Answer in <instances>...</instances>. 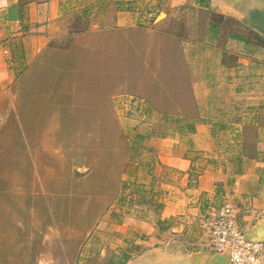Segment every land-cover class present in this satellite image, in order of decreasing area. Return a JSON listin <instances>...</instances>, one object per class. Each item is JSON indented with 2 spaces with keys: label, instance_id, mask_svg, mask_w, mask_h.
<instances>
[{
  "label": "rangeland",
  "instance_id": "rangeland-1",
  "mask_svg": "<svg viewBox=\"0 0 264 264\" xmlns=\"http://www.w3.org/2000/svg\"><path fill=\"white\" fill-rule=\"evenodd\" d=\"M214 15L184 6L98 36L74 20L0 83V264H152L151 253L154 264H182L203 246L208 210L185 233L156 222L161 183L178 176L160 158L179 150L194 176L228 177V157L264 145V47L228 17L211 27ZM130 220L153 233L117 234Z\"/></svg>",
  "mask_w": 264,
  "mask_h": 264
},
{
  "label": "crops",
  "instance_id": "crops-1",
  "mask_svg": "<svg viewBox=\"0 0 264 264\" xmlns=\"http://www.w3.org/2000/svg\"><path fill=\"white\" fill-rule=\"evenodd\" d=\"M216 2V0H0V83L22 71L30 61L44 51L51 40L69 36L74 20L91 23V29L97 27L95 35L98 36L102 34L97 33L101 28L106 31L124 32L154 26L159 14L162 13L164 18H169L184 6L205 11V14L222 15L239 23L241 19L249 17L254 8L253 3L251 4L253 0H228L227 6L218 5ZM215 4L219 8L213 13L211 10ZM209 25H212L211 20ZM230 69L233 70L232 67ZM262 123L264 133V116ZM256 151L258 156L255 159L237 156L241 151H235L233 153L235 156L228 157V177L217 169H214L215 172L204 170L198 176H194L190 169V161L179 150L161 157V169L165 170L163 174L173 172L178 175L176 179L170 178L161 183L164 193L159 200L161 209L158 220L165 223L164 232L169 234L188 232L186 229L189 221L194 222L201 217L202 210H208L207 215L218 210L215 204L219 197L224 204H232L234 201L239 204L240 207L235 209L237 215L239 212L242 214V211L244 213L242 214L244 230L259 224L264 218L263 141L257 143ZM191 173L193 177H190ZM217 178L221 180L220 195L216 194L214 185ZM130 222L129 225L114 226V230L122 237L129 230L147 235L154 231L153 225L146 221ZM237 223L241 227L240 222ZM199 233L200 245H205V233L200 229ZM150 242L147 246H154L155 243H152V240ZM190 255L182 253L176 258L179 262L188 264Z\"/></svg>",
  "mask_w": 264,
  "mask_h": 264
},
{
  "label": "built area",
  "instance_id": "built-area-1",
  "mask_svg": "<svg viewBox=\"0 0 264 264\" xmlns=\"http://www.w3.org/2000/svg\"><path fill=\"white\" fill-rule=\"evenodd\" d=\"M206 246L212 253L228 252L229 264H264V243L248 241L237 223V212L230 203L199 220Z\"/></svg>",
  "mask_w": 264,
  "mask_h": 264
},
{
  "label": "water",
  "instance_id": "water-1",
  "mask_svg": "<svg viewBox=\"0 0 264 264\" xmlns=\"http://www.w3.org/2000/svg\"><path fill=\"white\" fill-rule=\"evenodd\" d=\"M251 4L254 7L251 15L241 19V23L254 30L264 40V0H253ZM162 16L164 14H159V17ZM243 233L248 241L264 243V218L259 224L249 226ZM207 251L206 245L196 248L195 253L190 255L188 264H229L228 252L208 253ZM149 262L155 263L153 253H151V260Z\"/></svg>",
  "mask_w": 264,
  "mask_h": 264
},
{
  "label": "trees",
  "instance_id": "trees-1",
  "mask_svg": "<svg viewBox=\"0 0 264 264\" xmlns=\"http://www.w3.org/2000/svg\"><path fill=\"white\" fill-rule=\"evenodd\" d=\"M214 16H215V18L211 20V23H212L211 26H213V27L216 28V26L219 24V22H221L224 19V17L222 15H214ZM230 21H232L233 23H235L237 26H240V28H242L244 30H247L250 33L252 32L251 30H249L248 28H246L245 26H243L241 23L236 22L235 20H232V19ZM252 34H254V37H257V40L264 47V40L258 34L254 33V32H252ZM232 39L237 40V41H240V42H242L244 44L246 43V39H244L243 37H232ZM189 130L191 132H193V126H190L189 127ZM237 156H246L249 159H255V158H257L258 152L256 151V146L252 147V149L248 150L246 153L242 149L241 150V153H239ZM237 159H238V161H240L239 160V157H237ZM221 192H222L221 185H217L216 186V194L219 195V194H221ZM158 208L161 209V205H158ZM163 223H164L163 221H159V220L157 221V224L160 225V226L163 225ZM161 230H164V227H162ZM126 258L127 257L125 255V258L124 259H126ZM124 261L125 260H123V261H121L120 263H117V264H123ZM110 264H114V263L111 262Z\"/></svg>",
  "mask_w": 264,
  "mask_h": 264
}]
</instances>
